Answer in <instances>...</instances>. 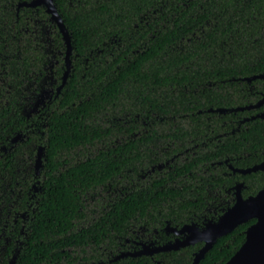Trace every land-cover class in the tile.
I'll use <instances>...</instances> for the list:
<instances>
[{
	"label": "trees",
	"instance_id": "obj_1",
	"mask_svg": "<svg viewBox=\"0 0 264 264\" xmlns=\"http://www.w3.org/2000/svg\"><path fill=\"white\" fill-rule=\"evenodd\" d=\"M31 1L0 0V264H191L202 242L132 254L264 190V170L234 171L264 162V0H52L58 93L66 45Z\"/></svg>",
	"mask_w": 264,
	"mask_h": 264
},
{
	"label": "water",
	"instance_id": "obj_2",
	"mask_svg": "<svg viewBox=\"0 0 264 264\" xmlns=\"http://www.w3.org/2000/svg\"><path fill=\"white\" fill-rule=\"evenodd\" d=\"M19 6L24 7H37L43 6L46 12L50 15L51 20L58 27L59 32L66 45L65 55V67L66 70L63 75L62 83L59 86L57 93L63 87L66 82L69 70L70 60L69 54L71 51L70 38L66 27L63 24L61 17L59 16L52 0H32L29 3H21ZM264 76H257V78H263ZM264 103V93L260 101L250 108H258ZM264 116V112L259 115ZM20 136H16L12 140L15 142ZM42 149L38 148L37 157L35 161L36 174L41 167ZM258 170H264V162L254 165L247 169H234L235 172L240 174H248L256 172ZM241 184L235 186V201L233 205L225 211L216 223H209L205 226L204 230H198L194 225H184L179 230H172L176 235L186 233L187 237L182 240H176L175 242L167 245L158 246L151 249L149 246H143L138 252L133 253L134 256L148 255L166 251H176L180 248L194 245L198 242H202L203 246L197 251L193 257L191 264H199L204 258L205 254L212 248L216 240L239 225H242L250 220H255L254 223L249 225L244 232V242L240 248L234 253V255L224 264H264V190H260L254 196H248L243 198L241 195ZM36 191V188H34Z\"/></svg>",
	"mask_w": 264,
	"mask_h": 264
}]
</instances>
